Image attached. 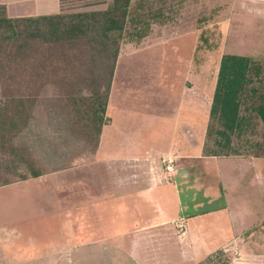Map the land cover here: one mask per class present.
Listing matches in <instances>:
<instances>
[{"label": "rangeland", "instance_id": "374dc122", "mask_svg": "<svg viewBox=\"0 0 264 264\" xmlns=\"http://www.w3.org/2000/svg\"><path fill=\"white\" fill-rule=\"evenodd\" d=\"M108 2L94 9H105ZM242 3L243 0H131L129 17L141 23L137 27L127 24L111 87L126 89V103L133 102V120L139 124L137 132L141 130L146 143L162 129L163 120L153 114L158 111V101H169L164 97L172 87L191 95L194 90L200 93L203 152L205 145L213 147V138L206 140V130L224 54L251 57L260 73L251 75L249 87L264 92V40L258 37L255 20L253 23L243 14ZM139 29L145 33L137 39L132 33ZM38 66L36 54L21 68L12 65L0 71V103L11 93L33 99L26 125L15 131L12 141L27 147L43 172L22 180L19 174L26 173L23 167L15 168L6 152L0 151V264H128L118 259L123 255L110 246L112 239L106 238L99 213L103 211L98 200L112 187L114 176L104 173L96 156L94 129L91 135L83 132L66 99L68 89L60 79L67 76L70 80L77 72L63 68L45 77L47 72ZM25 79H30L31 84H22ZM114 98L106 108L107 124L112 123L114 108L119 106L118 98ZM250 104V98L242 104V126L231 136V148L238 155L254 156L264 151V126ZM4 181L8 182L3 184ZM39 197L54 202L39 205ZM87 207L89 221L83 228L82 213ZM174 227L178 244H184L180 240L187 231L180 224L174 223ZM86 228L90 244L69 252L86 239L82 237ZM251 232V247L246 252L235 246L223 254L216 251L199 257L189 250L184 261L174 240L176 250L170 256L171 264H264V222ZM124 243L128 245V239Z\"/></svg>", "mask_w": 264, "mask_h": 264}, {"label": "crops", "instance_id": "0c3cea01", "mask_svg": "<svg viewBox=\"0 0 264 264\" xmlns=\"http://www.w3.org/2000/svg\"><path fill=\"white\" fill-rule=\"evenodd\" d=\"M241 8L250 21L255 20L258 37L264 40V0H243ZM58 12V0H0V15L11 18ZM114 79L113 74V83ZM110 88L107 106L112 96L119 106L112 123L102 125L96 156L104 173L114 177L98 206L110 246L123 255L118 259L128 264H171L174 240L183 261L189 250L199 257L235 246L246 252L251 230L264 222V157L205 155L201 95L172 87L164 97L169 101H158V111H153L163 120L162 129L152 136L155 142L146 143L133 120V102L126 103V89ZM161 157L173 159V171H165ZM37 201L54 202L42 197ZM88 207L82 213L83 228L89 221ZM174 223L187 231L179 239L184 244H178ZM82 237L87 240L69 252L90 244L89 228ZM124 239L128 245L122 244Z\"/></svg>", "mask_w": 264, "mask_h": 264}, {"label": "trees", "instance_id": "16d2710c", "mask_svg": "<svg viewBox=\"0 0 264 264\" xmlns=\"http://www.w3.org/2000/svg\"><path fill=\"white\" fill-rule=\"evenodd\" d=\"M130 2L110 0L105 9L60 11L49 15L13 18L0 15V71L12 65L21 68L36 54L37 66L47 72L45 77L63 68L76 70L70 80L67 76L60 79L68 89L66 99L83 132L91 135L94 129L95 148L105 123L108 95L124 32L128 22L135 27L141 23L138 18L129 17ZM144 33L139 29L132 35L140 39ZM253 73L259 74L260 67L251 57L238 54L221 57L206 130V140L213 138V147L205 145V155H238L231 148V136L242 126L239 112L247 98L251 99L250 106L264 126V92L249 87ZM39 74L37 72V85L42 84ZM30 82L25 79L22 84ZM32 100L28 95L11 93L0 103V151L6 152L15 168L23 167L26 173L19 174L22 180L43 174L27 147L12 141L15 131L26 125ZM254 156L264 157V151ZM223 253L217 251V254Z\"/></svg>", "mask_w": 264, "mask_h": 264}, {"label": "built area", "instance_id": "2783aa9c", "mask_svg": "<svg viewBox=\"0 0 264 264\" xmlns=\"http://www.w3.org/2000/svg\"><path fill=\"white\" fill-rule=\"evenodd\" d=\"M61 12L90 10L106 5L108 0H58ZM164 169L167 172L174 170V161L171 158H162Z\"/></svg>", "mask_w": 264, "mask_h": 264}]
</instances>
